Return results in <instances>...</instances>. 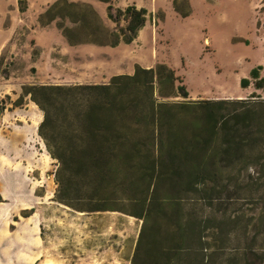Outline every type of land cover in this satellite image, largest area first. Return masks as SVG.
I'll list each match as a JSON object with an SVG mask.
<instances>
[{"label": "rangeland", "instance_id": "1", "mask_svg": "<svg viewBox=\"0 0 264 264\" xmlns=\"http://www.w3.org/2000/svg\"><path fill=\"white\" fill-rule=\"evenodd\" d=\"M57 1L0 0V100L5 106L0 121V193L8 202L34 205L23 217L35 211L21 224L13 219L5 233L26 236L35 243L30 246L33 251L3 250L0 264H132L142 227L134 215L147 209L152 187L148 190L146 180L123 186V176L112 175L102 183L93 174L65 170L60 178L66 204L58 203L59 164L38 134L43 115L23 90L107 84L134 69L136 55L145 57L154 50V67L171 68L188 94L205 92L199 99L189 96L188 101L264 100L263 90L256 89L250 78V72L257 70L264 79V0H139L138 9L144 5L150 11L145 29L131 46L117 49L93 45L105 41L94 14L107 31L117 27L92 6L99 0H66L76 6L61 5L45 16ZM118 25L124 27L123 22ZM59 26L71 32L75 44L67 42ZM242 79L249 82L246 88L240 86ZM59 126L52 145L69 146L81 132L63 121ZM176 155L200 158L197 153ZM170 195L164 185L155 192L157 200ZM181 199L200 217L212 211L222 237L234 239L212 255L216 264H255L249 250L253 233L244 225L256 206L239 190L236 169L225 170L214 190L191 192ZM97 208L107 211L91 212ZM156 214L135 264H155L158 258L156 249L147 245L164 235V220L160 212ZM34 226L40 233L31 229ZM37 234L44 245H37Z\"/></svg>", "mask_w": 264, "mask_h": 264}, {"label": "trees", "instance_id": "2", "mask_svg": "<svg viewBox=\"0 0 264 264\" xmlns=\"http://www.w3.org/2000/svg\"><path fill=\"white\" fill-rule=\"evenodd\" d=\"M99 1L107 5V19L117 27L107 31L94 14L105 41L93 45L112 49L131 45L147 22V11L134 5L114 9L110 0ZM61 5L76 6L58 0L45 16ZM120 22L124 27L118 25ZM59 29L70 45L76 43L69 30ZM250 78L255 88L264 92V79L257 70L250 72ZM248 84L245 79L240 81L242 88ZM23 94L41 111L38 134L59 164L58 203L66 204L60 178L65 170L93 174L102 183L112 175L123 176V186L146 180L148 190L152 187L147 209L134 215L142 227L132 264L144 247L145 233L157 212L164 220V235L159 242L147 243L149 249L157 251L155 264H216L212 255L234 239L231 235L222 237L212 211L200 217L181 197L214 190L229 169H236L239 190L256 206L244 229L250 227L253 233L249 250L255 264H264V100L188 101L181 79L166 65L150 69L135 65L133 74L114 76L107 84L30 86ZM177 98L182 101H173ZM4 110L0 100V121ZM60 121L81 130L76 141L66 147L52 145L57 142L53 131L61 128ZM177 153H197L200 158L179 157ZM160 185L171 192L163 200L155 198ZM103 211L107 210L91 212Z\"/></svg>", "mask_w": 264, "mask_h": 264}, {"label": "crops", "instance_id": "3", "mask_svg": "<svg viewBox=\"0 0 264 264\" xmlns=\"http://www.w3.org/2000/svg\"><path fill=\"white\" fill-rule=\"evenodd\" d=\"M120 1H124L125 4L122 6L121 4H119ZM139 2H140L139 0H110V4L113 6V8L115 7V8L120 9V10H124L126 7L132 6V5L136 6V8H139V6H138ZM92 6L97 10L98 14H100V15L106 14V7H107L106 4L98 1V3H92ZM140 8L145 9L147 11L148 15H150V11H149L148 7L141 5ZM145 26H146V24H145ZM145 26L139 33H141L145 29ZM121 45H123V44H121ZM121 45H119L118 47H116L114 49L119 48ZM131 45H123V46L128 47ZM153 51L154 50H150L149 53L145 54V57H141V55L138 57L136 55L135 58H137V59H135L134 64L138 65L144 69L153 68L155 65V64H153ZM131 74H133V68L130 71H127L123 75H131ZM216 92L218 93V91H216ZM204 93H205L204 91H202V92L198 91V92H195L192 94L189 91V96L194 95L197 99H199V97H200L199 95H203ZM207 100H217V98H208ZM0 196L3 200V203H0V255L3 252V250L5 252L17 250L18 253H20L21 251L23 252L25 250L33 251L30 246L31 245L34 246L35 243H32L31 241L27 240L26 236H23L19 233V236L13 237V236H8L5 233H6V230L10 227L11 221L13 219H16V222L18 221V223L21 224L22 220L25 221L28 219V217H31L32 215L34 216L35 211H33V213L30 214L31 216L29 215L27 217H23L21 215L23 212H26L27 209L34 208V205H30V207L27 208L21 204H14L12 202H8L9 200L5 199L1 195V193H0ZM35 228H37V232L40 231L39 226H34L31 229H35ZM27 236H29V234ZM37 236H38V240H39L38 241L39 243L37 245H41V244L44 245L41 237L38 234H37ZM1 261L2 260L0 259V263H1Z\"/></svg>", "mask_w": 264, "mask_h": 264}]
</instances>
